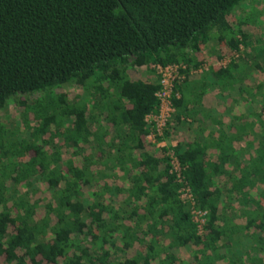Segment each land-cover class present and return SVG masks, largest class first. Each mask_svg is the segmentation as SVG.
<instances>
[{
  "label": "trees",
  "instance_id": "trees-1",
  "mask_svg": "<svg viewBox=\"0 0 264 264\" xmlns=\"http://www.w3.org/2000/svg\"><path fill=\"white\" fill-rule=\"evenodd\" d=\"M246 1L0 0V110L21 108L12 135L0 121V264H264V59L239 57ZM170 63L183 76L152 141ZM108 160L116 186L96 176Z\"/></svg>",
  "mask_w": 264,
  "mask_h": 264
},
{
  "label": "rangeland",
  "instance_id": "rangeland-1",
  "mask_svg": "<svg viewBox=\"0 0 264 264\" xmlns=\"http://www.w3.org/2000/svg\"><path fill=\"white\" fill-rule=\"evenodd\" d=\"M263 11H264V0H247L245 2V4L242 5L241 8L237 7L235 10L234 18L236 17L238 19H242L243 17H248L251 21H253L251 23V24H253L252 29H251L253 39L250 40V45H248V46L241 45V51H240V55H239V57L242 56L243 58H245L247 56L246 60L249 62H251V60H253V59H260V61L263 63V59H264V15L261 14L260 19L257 18L258 16H253L254 13H262ZM206 48L208 51L210 50L209 52L215 53L217 50V42L214 39L210 40L207 43ZM246 52H248L249 54H247ZM255 54H257V57L254 56ZM239 57H237V58H239ZM228 60L229 59L226 58L223 61L226 63ZM248 71H249V69L247 70V72ZM242 72L244 73V71H242ZM236 74L241 76V77L245 75V74H241L239 72H237ZM58 90H60V91L62 90L63 92H65V94H67L69 96H73L74 94L79 93L80 95L86 96L88 99L90 98L89 100L93 99V98H91L92 95L90 96L87 92H85L83 89H81V87H79L78 85L69 84L67 86H63L62 88H60ZM247 95H248L247 91H244V93L238 94L236 97H237V100L240 101V98L242 96H247ZM232 108L233 107L230 106L229 108H227L226 111L231 113V112H233ZM18 111H21V108L15 104H13V103H11V105L9 104V106H7L6 109L0 110V121L5 123L6 126L9 128V129H7V133H9V135H12L10 132H11V130H13V127H14V126H11V123H12L11 119L14 120V118H15V123L18 126H20V124H21L19 117L17 115ZM236 122L238 123V121H236ZM183 123H185V124L190 123L188 125H190L193 128L196 127V129L198 128L200 130L204 128L203 122L199 121L198 119H194V118L192 119L191 116L187 117L185 119V122H183ZM245 130H249V127L246 126ZM16 131H13V132L15 133ZM247 132L250 134L251 139H253V143L256 145L257 141L259 139L260 133L254 134V132H251V131H247ZM241 136H242V134L240 135V137ZM239 142H240V144L244 143L243 140H240ZM250 153H252L251 150H250ZM243 155H246L247 158L249 157V154H246V151H243ZM116 172H118V169L113 165L111 160H108L107 164H102V163L99 164V166L97 168L96 176L98 177V179H102V181L107 179V181L112 186H116V184L119 183V180L117 179L118 177L114 176V174ZM120 179H122V178H120ZM121 203H122L121 206H123L125 202L121 201L120 204ZM249 241H250L249 239L248 240L242 239L240 245H243V244L247 245Z\"/></svg>",
  "mask_w": 264,
  "mask_h": 264
},
{
  "label": "built area",
  "instance_id": "built-area-1",
  "mask_svg": "<svg viewBox=\"0 0 264 264\" xmlns=\"http://www.w3.org/2000/svg\"><path fill=\"white\" fill-rule=\"evenodd\" d=\"M204 67H206L205 63H204ZM202 68H203V64L197 69H194V71H201ZM156 72L160 74V83H161V88L156 92V95L159 98V109L157 113L148 114L145 117L148 121L150 122L152 121L153 126L155 127V130L151 131L147 135V137L152 141H155L156 135L162 134V131L165 128L167 121L171 118V114L174 111V107L171 102L173 83L176 78H180L183 76V74L180 73L179 71L178 63H170L164 66L161 64H157ZM165 144H166L165 140L156 141L157 146L165 145ZM167 153L170 158L171 169L175 172L178 180L183 182L182 186H180L179 188L180 197L189 204L193 217L196 221H198V227L200 228L204 221V217H203L204 212L196 207L191 189L189 185L184 181V176L181 172V166L176 156L174 155L173 150L169 149Z\"/></svg>",
  "mask_w": 264,
  "mask_h": 264
},
{
  "label": "crops",
  "instance_id": "crops-1",
  "mask_svg": "<svg viewBox=\"0 0 264 264\" xmlns=\"http://www.w3.org/2000/svg\"><path fill=\"white\" fill-rule=\"evenodd\" d=\"M200 121V120H199ZM193 130H196V127L195 128H193V127H191ZM170 142H172V143H175L176 142V138H171V141Z\"/></svg>",
  "mask_w": 264,
  "mask_h": 264
}]
</instances>
